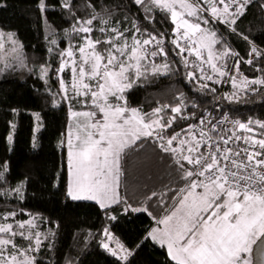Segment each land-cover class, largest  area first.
Listing matches in <instances>:
<instances>
[{
  "label": "snow or ice",
  "instance_id": "snow-or-ice-1",
  "mask_svg": "<svg viewBox=\"0 0 264 264\" xmlns=\"http://www.w3.org/2000/svg\"><path fill=\"white\" fill-rule=\"evenodd\" d=\"M33 15L44 51L29 57L16 31L0 29V82L26 72L45 107L65 113L66 178L62 165L52 194L91 202L101 227L61 251L57 220L26 207L31 176H13L6 158L0 264H82L91 242L108 264H132L145 246L162 264H264V39L252 29L264 36V0H35ZM162 81L147 108L132 103ZM6 110L11 153L21 109ZM29 114L37 152L44 122ZM136 163L146 171L130 196ZM136 214L147 223L127 244L113 225Z\"/></svg>",
  "mask_w": 264,
  "mask_h": 264
},
{
  "label": "trees",
  "instance_id": "trees-1",
  "mask_svg": "<svg viewBox=\"0 0 264 264\" xmlns=\"http://www.w3.org/2000/svg\"><path fill=\"white\" fill-rule=\"evenodd\" d=\"M35 0H7L8 7L0 9V29L13 30L18 33L19 38L26 46V52L29 57L41 55L43 48L41 46V36L35 26L36 21L33 15ZM50 19L59 23V18L54 14H49ZM245 27V25H241ZM253 34L257 42L264 39L256 32V25H252ZM35 45V48H33ZM237 48L243 51V45L237 43ZM32 80L26 72H17L10 75L3 82H0V161L9 159L11 164V173L13 176L28 174L32 178V184L29 186V202L26 207L42 211L45 215H50L57 220L60 231V248L66 250L72 242V236L80 229H91L96 232L101 227V219L97 217L94 206L91 202H62L59 195H53L51 188L52 180L55 178V171L61 166L64 167V174L61 179V185L66 178V164L61 160V153L56 149V142L59 134L64 130L65 113L63 111H52L45 107L44 101L33 94ZM161 83L149 86L146 90L140 89L131 96L132 103L145 104L148 107L147 100H154L158 91H162L166 84ZM8 106H16L21 109L16 118L17 130L14 139V150L7 152V143L5 137L8 132L7 121L12 118L10 112L6 109ZM41 111L44 127L37 134L40 148L33 152L30 145L32 135V119L30 110ZM257 114L264 112V108L255 106ZM244 112L248 109L244 108ZM134 160V158H132ZM143 165L136 163L129 176V195L138 191L133 188V184L143 179L145 174ZM35 192V198L31 195ZM88 205V206H86ZM147 223V217L143 214L121 218L119 222L113 225V231L118 238L125 243L131 244L139 235ZM111 258L107 257L94 242L90 243L89 248L81 256L82 264H108ZM132 264H162L160 250L141 248L132 259Z\"/></svg>",
  "mask_w": 264,
  "mask_h": 264
},
{
  "label": "rangeland",
  "instance_id": "rangeland-1",
  "mask_svg": "<svg viewBox=\"0 0 264 264\" xmlns=\"http://www.w3.org/2000/svg\"><path fill=\"white\" fill-rule=\"evenodd\" d=\"M30 111H32V108H28Z\"/></svg>",
  "mask_w": 264,
  "mask_h": 264
}]
</instances>
